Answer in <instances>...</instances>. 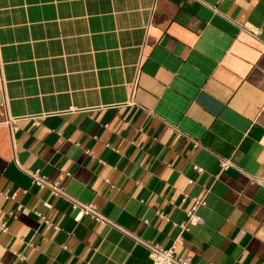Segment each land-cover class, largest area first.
Returning <instances> with one entry per match:
<instances>
[{"label":"crops","instance_id":"obj_1","mask_svg":"<svg viewBox=\"0 0 264 264\" xmlns=\"http://www.w3.org/2000/svg\"><path fill=\"white\" fill-rule=\"evenodd\" d=\"M196 198L178 256L264 264V0H0V264H151Z\"/></svg>","mask_w":264,"mask_h":264},{"label":"built area","instance_id":"obj_2","mask_svg":"<svg viewBox=\"0 0 264 264\" xmlns=\"http://www.w3.org/2000/svg\"><path fill=\"white\" fill-rule=\"evenodd\" d=\"M251 33L253 35L258 34V30L252 29ZM11 124L12 132L15 131L16 127L14 126V120L9 121ZM231 161L229 159H222L221 161V167L222 170L229 168L231 166ZM194 168L197 171H202L201 168L198 166H194ZM30 176L33 179V183L36 185H39L42 188L47 187L50 189L51 193L54 195H59L67 198L71 201L72 209L75 212L74 219L76 221L81 220L85 216H91L92 219L99 221L101 223H108L110 222L109 219L100 213L94 203H85L77 198H73L72 196L68 195L65 191V189L59 184V182L53 183L48 180V178L41 173L40 170H37L35 172H29ZM5 197L16 199L17 193H13L12 195L7 194V192H4L3 194ZM187 193L185 194V200L187 197ZM205 205V199L204 198H196L194 201V204L191 206V208L188 210V216L186 221H183L179 225L175 223L176 226L180 227L181 233L174 239V241L169 245V247H164L160 243H152V242H144V246L149 250L150 252V258H151V264H194L192 258L190 256L188 257H180L177 255V245L182 239V233L184 231H187L190 225H202L205 223L204 217L201 215L199 209L200 207ZM161 216L165 217L163 214ZM47 223H49L48 220H45ZM7 230V224L6 222L0 223V231ZM20 259H24L25 256L20 253L18 254Z\"/></svg>","mask_w":264,"mask_h":264}]
</instances>
